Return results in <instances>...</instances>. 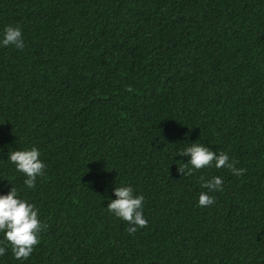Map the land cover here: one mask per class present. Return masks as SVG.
<instances>
[{
    "label": "trees",
    "instance_id": "16d2710c",
    "mask_svg": "<svg viewBox=\"0 0 264 264\" xmlns=\"http://www.w3.org/2000/svg\"><path fill=\"white\" fill-rule=\"evenodd\" d=\"M5 25L25 46L0 47V192L47 225L23 264H264V0H0ZM193 142L243 174L182 176ZM27 146L33 189L6 161ZM201 175L223 177L207 207ZM121 182L145 197L131 235L105 208Z\"/></svg>",
    "mask_w": 264,
    "mask_h": 264
},
{
    "label": "clouds",
    "instance_id": "9594fccd",
    "mask_svg": "<svg viewBox=\"0 0 264 264\" xmlns=\"http://www.w3.org/2000/svg\"><path fill=\"white\" fill-rule=\"evenodd\" d=\"M13 46L22 50L25 46L22 30L19 25H5L0 29V47ZM3 149H0L2 151ZM186 157L178 165V172L182 176H190L196 171L215 167L228 169L235 176L243 174L244 169L236 167V161L230 159L225 151L215 152L204 143L193 142L178 146L172 154ZM41 153L36 146L16 148L7 152V159L25 177L23 184L26 189H33L38 177L43 175L45 164ZM11 187L6 193L0 192V257L10 250L11 256L23 264L28 260L41 238V233L47 225L40 219L39 209L30 201L19 195L17 187ZM198 183L202 189L196 201L200 207H207L214 203V197L209 193L223 191V177L213 175L205 178L201 175ZM114 199L108 198L106 210L116 218L128 224L127 232L131 235L147 225L148 221L143 215L145 197L136 192L133 187L125 182L115 184L112 189Z\"/></svg>",
    "mask_w": 264,
    "mask_h": 264
}]
</instances>
